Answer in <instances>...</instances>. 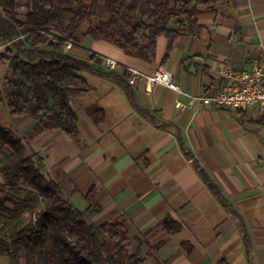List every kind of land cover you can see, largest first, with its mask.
<instances>
[{
	"label": "crops",
	"instance_id": "0c3cea01",
	"mask_svg": "<svg viewBox=\"0 0 264 264\" xmlns=\"http://www.w3.org/2000/svg\"><path fill=\"white\" fill-rule=\"evenodd\" d=\"M19 11L24 18L27 9ZM197 21V28L179 36L164 63L166 36L158 37L155 55L143 59L84 36L90 21L83 23L78 41L67 48L83 59L94 53L113 57L120 73L123 67L147 75L160 67L169 70L180 91L164 84L150 91L141 79L130 84L138 102L155 119L143 115L121 85L84 70L86 93L71 100L78 116V139L57 129L27 139L36 121L11 115L3 87L8 67L0 60V125L10 127L30 152L44 157L48 175L74 207L86 210L85 194L95 189L93 204L100 208L89 213L90 220L124 221L128 254L137 257L136 264H219L221 260L264 264V113L256 107L233 111L194 99L219 88L216 70L222 60L229 59L234 69L241 70L259 56L264 44V0H219L205 8ZM171 27L177 29V21ZM10 46L0 38V52ZM200 168L245 222L249 251L238 219L206 184ZM4 183L0 174V184ZM166 217L180 224L177 232L165 229ZM8 262L7 256L0 257V264Z\"/></svg>",
	"mask_w": 264,
	"mask_h": 264
},
{
	"label": "trees",
	"instance_id": "16d2710c",
	"mask_svg": "<svg viewBox=\"0 0 264 264\" xmlns=\"http://www.w3.org/2000/svg\"><path fill=\"white\" fill-rule=\"evenodd\" d=\"M218 1L0 0V38L11 43L0 52V60L8 67L3 87L11 115L34 118L36 124L26 134L27 139L57 129L77 140L78 116L71 100L86 93L88 83L81 74L86 70L121 85L132 104L155 119L138 102L125 69L122 73L103 69L101 55L94 53L83 59L66 49L67 44L76 43L83 23L90 21L84 36L110 42L131 56L150 59L155 55L158 37L164 35L168 38L164 63L179 36L197 28V16ZM101 6L107 15L94 19ZM21 8L27 9L24 18L19 16ZM173 21H177V29L171 27ZM0 156V174L5 179L0 184V193L4 194L0 196V257L7 256V264L138 262L135 255L128 254L124 221L90 220L89 213L100 208L93 204L94 188L85 194L89 202L86 210L74 207L63 197L61 185L48 175L44 157L30 152L23 138L1 125ZM199 173L238 219L249 251V234L242 217L209 174L203 168ZM163 225L169 233L181 227L170 217L164 218ZM219 264L228 263L221 260Z\"/></svg>",
	"mask_w": 264,
	"mask_h": 264
},
{
	"label": "built area",
	"instance_id": "2783aa9c",
	"mask_svg": "<svg viewBox=\"0 0 264 264\" xmlns=\"http://www.w3.org/2000/svg\"><path fill=\"white\" fill-rule=\"evenodd\" d=\"M72 45L69 42L66 49ZM103 64L109 70L120 67L119 62L110 56H103ZM127 71L129 84L137 80L145 81L148 90L152 91L157 85L164 84L171 89L180 91L179 84L172 73L160 67L153 74L147 75L133 67H123ZM216 75L220 79V86L213 94H201L194 99L202 105L215 106L233 111L245 110L249 107L258 108L264 113V44L259 56L244 69H234L229 59L222 60L217 67Z\"/></svg>",
	"mask_w": 264,
	"mask_h": 264
},
{
	"label": "rangeland",
	"instance_id": "374dc122",
	"mask_svg": "<svg viewBox=\"0 0 264 264\" xmlns=\"http://www.w3.org/2000/svg\"><path fill=\"white\" fill-rule=\"evenodd\" d=\"M107 15L106 10L101 6L99 9V14L98 16H96L94 19L96 18H104Z\"/></svg>",
	"mask_w": 264,
	"mask_h": 264
}]
</instances>
